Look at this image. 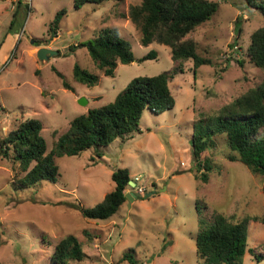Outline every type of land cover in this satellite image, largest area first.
Wrapping results in <instances>:
<instances>
[{
    "label": "rangeland",
    "instance_id": "374dc122",
    "mask_svg": "<svg viewBox=\"0 0 264 264\" xmlns=\"http://www.w3.org/2000/svg\"><path fill=\"white\" fill-rule=\"evenodd\" d=\"M212 1L219 2L218 12L187 39L196 42L197 54L213 64L195 73V63L189 60L182 73L171 77L173 109L162 114L145 110L141 131L101 148V158L97 149L56 158L55 182L15 189L11 183L16 169L0 156V264H53L56 245L68 235L77 236L85 253L82 261L70 264H199L198 205H207L205 214L210 217L264 216V175H254L226 158L225 135L216 136L217 149L210 151L215 165L209 181L195 177L194 123L264 79L247 55L252 34L264 25L262 16L243 0ZM74 2L0 0V140L19 121L38 119L50 153L74 118L114 102L133 79L171 72L176 66L169 47L143 46L140 32L124 17L142 0L86 4L79 10ZM62 10L66 14L52 40L48 30ZM103 29L128 41L136 58L132 64L119 63L115 77L106 76L86 48L70 49L94 40ZM36 40L48 42L37 46ZM42 48L58 54L42 61ZM151 51L157 58L140 61ZM77 64L99 75V83H79L74 76ZM81 98L86 100L83 105ZM117 169H128L145 194L129 188L134 200L127 199L109 220L83 217L80 206L93 208L114 190L112 173ZM250 250L264 254L262 223L249 224L244 264H264V258L257 260Z\"/></svg>",
    "mask_w": 264,
    "mask_h": 264
},
{
    "label": "trees",
    "instance_id": "16d2710c",
    "mask_svg": "<svg viewBox=\"0 0 264 264\" xmlns=\"http://www.w3.org/2000/svg\"><path fill=\"white\" fill-rule=\"evenodd\" d=\"M108 1L122 3L124 0H75V9L86 4L100 5ZM256 10L264 20V0H243ZM219 10V2L212 0H142L132 5L128 18L141 34V44L153 43L171 49L176 66L171 72L152 77H137L121 92L114 102L74 118L69 129L59 136L50 153L42 135L43 125L38 119L19 121L8 136L0 140V156L11 160L15 179V189L36 187L42 181L55 182L59 176L58 157L78 156L88 149H97L101 158V148L109 146L116 139L133 138L134 132H140V122L145 110L162 114L175 106V98L169 87V80L175 74L184 71L183 64L189 60L195 63V73L202 65L213 64L210 59L197 54V44L189 35L210 21ZM65 10L60 11L50 24L48 34L53 40L60 30ZM48 40H36L41 46ZM86 48L99 69L106 76L115 77L119 63L128 65L136 61L131 44L103 29L99 35L88 42L75 47ZM251 63L264 72V25L251 36L247 51ZM157 58V52L151 51L140 61ZM76 80L88 87L96 86L100 76L89 72L77 64L74 68ZM64 86L69 89L68 83ZM194 123L191 136L192 155L195 163V177L203 183L209 181L214 169V160L210 151L216 150V136H226L229 152L226 158L231 162H240L254 175H264V79L255 88L248 90L232 102L224 105L216 113L200 116ZM58 132L56 131L55 134ZM220 170V167L219 169ZM115 188L93 208L80 206L83 217L91 220H109L115 216L126 202L129 192L130 176L128 169H117L112 173ZM198 205L199 230L196 235V253L199 264H244L248 252V234L250 222L262 223L264 216L206 215L207 205ZM234 220H237L234 222ZM251 251V250H250ZM261 260L264 254H256ZM85 258L83 245L75 235L63 238L55 247L53 264H70Z\"/></svg>",
    "mask_w": 264,
    "mask_h": 264
},
{
    "label": "water",
    "instance_id": "95a60500",
    "mask_svg": "<svg viewBox=\"0 0 264 264\" xmlns=\"http://www.w3.org/2000/svg\"><path fill=\"white\" fill-rule=\"evenodd\" d=\"M58 53L57 52H53L51 50H48V49H45V48H42L38 51V56H39V59L42 60V61H46L49 59V55L52 56V55H57ZM85 98H81L80 99V104H85ZM130 186L132 188H135L136 187V183L134 181H130ZM153 194H155V191L154 192H151V193H147L145 195V198H149L150 196H152ZM126 198L127 199H130V200H134L135 198V195L131 192H128L126 194Z\"/></svg>",
    "mask_w": 264,
    "mask_h": 264
},
{
    "label": "built area",
    "instance_id": "2783aa9c",
    "mask_svg": "<svg viewBox=\"0 0 264 264\" xmlns=\"http://www.w3.org/2000/svg\"><path fill=\"white\" fill-rule=\"evenodd\" d=\"M14 55H12L11 57H13ZM14 58V57H13ZM12 58V59H13ZM11 58L9 59V60H7L8 62L10 61V60H12ZM138 182L136 181V187H137V189H138V194L139 195H144L145 194V192H146V189L144 188V187H140V186H138V184H137Z\"/></svg>",
    "mask_w": 264,
    "mask_h": 264
}]
</instances>
